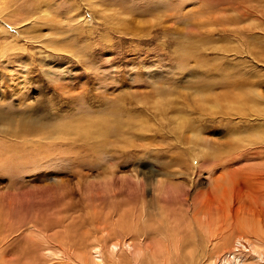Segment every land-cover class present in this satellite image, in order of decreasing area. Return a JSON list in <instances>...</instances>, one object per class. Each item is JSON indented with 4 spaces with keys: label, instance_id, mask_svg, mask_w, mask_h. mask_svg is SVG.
Here are the masks:
<instances>
[{
    "label": "rangeland",
    "instance_id": "1",
    "mask_svg": "<svg viewBox=\"0 0 264 264\" xmlns=\"http://www.w3.org/2000/svg\"><path fill=\"white\" fill-rule=\"evenodd\" d=\"M25 12L23 50L0 57V113L48 133L24 142L36 159L0 169V264H225L264 251L246 237L249 224L264 235L248 201L264 178V0H43ZM4 34L1 45L16 35ZM76 123L91 134H51Z\"/></svg>",
    "mask_w": 264,
    "mask_h": 264
},
{
    "label": "bare ground",
    "instance_id": "2",
    "mask_svg": "<svg viewBox=\"0 0 264 264\" xmlns=\"http://www.w3.org/2000/svg\"><path fill=\"white\" fill-rule=\"evenodd\" d=\"M40 1H43V0H0V34L2 33H6V34H13V31L16 33L15 36H12L11 40L9 41L8 44H5V45H1L2 43H0V57H4L8 52L12 51V52H18V51H21L23 50V47L22 45H19V42H20V34H19V31H18V27L17 26H20L21 24H23L25 21H26V17H30L31 13H26L25 12V9L28 7V5H31V4H34L38 9H40ZM70 2V1H69ZM14 6L15 9H12ZM22 6H24V9H22ZM52 5L50 3H46L45 4V10L43 12H48L46 9L48 7H51ZM12 9V10H11ZM49 14V13H48ZM4 24H7V27L8 29H3V25ZM86 26V24H85ZM89 26V25H88ZM89 30H92L90 27H88ZM6 28V27H4ZM18 31V32H17ZM4 34V35H6ZM14 35V34H13ZM56 49V48H55ZM7 114V113H6ZM107 115V114H106ZM103 116V115H102ZM21 120L22 121H25V115H21ZM16 116H10L7 115L5 116V113L3 112L0 113V122H4L7 124V127H3L0 129L1 132H3L4 134L10 136V138H13V139H17V140H22L23 141V144H16V145H6L5 143L4 144H1L0 143V149H2L3 153H1L2 155V159L4 160L3 161V165H0V169H4V171L8 170L9 166L12 167V166H18L20 164H25V163H28L30 161H32L33 159H36L38 157V155L40 153H37L35 152L34 156L33 154L28 150L27 146L24 144L25 140L27 139V137H43V136H46V134L48 133L47 132V128H44L43 127V130L45 129V131L43 130H38V128H34L35 127H42L41 124L39 123H35L34 120H31L29 121V124L28 125H25L24 123H20V125L17 126V128L15 127V119ZM95 122V121H94ZM98 122V121H97ZM105 122V121H104ZM106 123V122H105ZM119 124V123H118ZM99 126V125H98ZM101 126V125H100ZM89 128L90 126H86V125H83L81 123H76V125H71L69 124L68 125H65V126H58V127H55L53 129V132L51 133L53 137L57 138L58 136H60V134H64L66 136H70V135H73V134H76L75 136L78 135H81V136H86V134L90 133L89 132ZM96 130V129H95ZM61 131V132H60ZM91 134V133H90ZM63 136V135H62ZM84 136V137H85ZM88 136V135H87ZM86 136V137H87ZM93 136V135H92ZM101 139V138H100ZM16 140V141H17ZM2 142V141H1ZM22 143V142H21ZM37 151V150H36ZM1 152V150H0ZM38 154V155H37ZM250 175V174H249ZM260 175V174H259ZM253 177V176H252ZM243 178V177H241ZM246 178V177H245ZM254 178V177H253ZM247 179V178H246ZM243 180V179H242ZM252 180V179H251ZM241 181V180H240ZM244 184L242 183L241 185L238 186L237 190H238V196H236L237 198V201H242V198L245 194L244 190L245 188L247 187V184H248V180L247 181H243ZM254 184V183H253ZM132 186L135 187L134 183L130 184ZM53 187V186H52ZM117 188V187H116ZM248 188V187H247ZM118 189V188H117ZM235 189V188H234ZM249 189V203L252 204L251 205V208L253 209L254 206L255 208L257 207V209H259V211H257L256 214L257 216L259 217H263L264 216V199H263V207H261L259 204V195H263L264 192L262 193V191H264V178L262 177V175L258 176L256 178V183L254 185V189ZM100 190V189H99ZM123 190V189H122ZM176 192V191H175ZM31 194H33V192H30ZM99 193V192H98ZM173 190H166L165 191V196H167L166 198H171L172 195H173ZM237 193V191H236ZM22 195V194H21ZM27 195H30L29 193H26L23 198L26 199L25 196ZM174 196V195H173ZM177 195H175L176 197ZM208 196V195H207ZM234 196V194H233ZM20 197V196H19ZM211 198V197H210ZM21 199V198H20ZM218 199V198H217ZM23 200V199H22ZM169 200V199H168ZM211 200H213L211 198ZM21 201V200H20ZM24 201V200H23ZM205 201V200H204ZM203 201V202H204ZM214 201V200H213ZM232 202V201H231ZM207 203V202H206ZM224 203V202H223ZM248 203V204H249ZM262 203V202H261ZM208 204V203H207ZM222 204V203H221ZM232 204V203H231ZM241 204V203H240ZM249 204V205H250ZM209 206V205H208ZM231 206V205H230ZM214 207V206H213ZM230 208V207H229ZM250 208V209H251ZM231 211H235L237 212L238 208H236V204L234 205V207L232 206L231 208ZM244 209V208H243ZM242 210V209H241ZM250 211V210H249ZM224 212V211H222ZM251 212V211H250ZM252 213V212H251ZM236 214V213H235ZM258 221V220H257ZM246 222V221H245ZM260 224H262V226L264 225V221L262 220L260 222ZM257 225V224H256ZM259 225V224H258ZM249 227L251 228V230H254L255 232H250V231H247L246 232V237L248 239H251L254 243H259V244H262V238H264V235L262 233V230L259 229L258 227L260 226H255V227H252L250 224H249ZM248 227V229H250ZM264 227V226H263ZM261 228V227H260ZM222 237V236H221ZM258 237V238H257ZM244 241V239H240V240H237L236 243H242ZM246 241V240H245ZM250 243V242H249ZM251 244V243H250ZM129 247H132L131 244H127ZM252 245V244H251ZM119 246V245H118ZM239 251H249V248H247V245L246 244H239ZM258 249V252L256 253V255L254 256V258L250 259L249 258L253 255V250H252V255L249 254L248 257H245V255L243 256H240L239 257V261H235V258H234V261L232 263L234 264H264L262 263V260H264V255H262L261 253H263V249H259L257 244L255 245ZM228 259L227 257H225L223 259V263L225 264H232L230 262H228ZM233 259V258H232ZM102 262V261H101ZM138 264V263H137ZM216 264H220V261Z\"/></svg>",
    "mask_w": 264,
    "mask_h": 264
}]
</instances>
